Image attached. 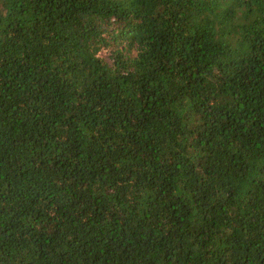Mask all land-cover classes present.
<instances>
[{
	"label": "trees",
	"instance_id": "1",
	"mask_svg": "<svg viewBox=\"0 0 264 264\" xmlns=\"http://www.w3.org/2000/svg\"><path fill=\"white\" fill-rule=\"evenodd\" d=\"M0 264H264V0H0Z\"/></svg>",
	"mask_w": 264,
	"mask_h": 264
}]
</instances>
